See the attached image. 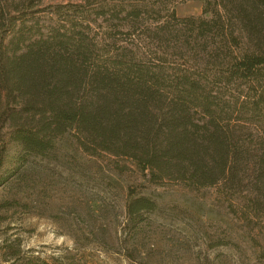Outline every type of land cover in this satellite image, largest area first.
I'll return each instance as SVG.
<instances>
[{
	"label": "trees",
	"instance_id": "obj_1",
	"mask_svg": "<svg viewBox=\"0 0 264 264\" xmlns=\"http://www.w3.org/2000/svg\"><path fill=\"white\" fill-rule=\"evenodd\" d=\"M190 1L202 16L178 18ZM67 133L151 184L261 216L264 0H0V187ZM155 209L130 195L126 214Z\"/></svg>",
	"mask_w": 264,
	"mask_h": 264
},
{
	"label": "rangeland",
	"instance_id": "obj_2",
	"mask_svg": "<svg viewBox=\"0 0 264 264\" xmlns=\"http://www.w3.org/2000/svg\"><path fill=\"white\" fill-rule=\"evenodd\" d=\"M175 13L197 18L203 4L180 3ZM124 164L87 155L67 133L48 157L8 171L0 187V264H264V211L232 213L209 190L154 185ZM248 171L240 176L245 192L253 188ZM130 195L156 209L129 220Z\"/></svg>",
	"mask_w": 264,
	"mask_h": 264
}]
</instances>
